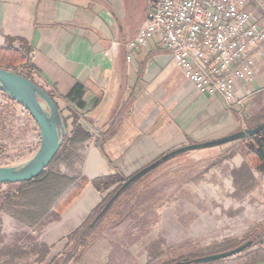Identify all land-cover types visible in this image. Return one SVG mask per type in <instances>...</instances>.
<instances>
[{"label":"crops","instance_id":"0c3cea01","mask_svg":"<svg viewBox=\"0 0 264 264\" xmlns=\"http://www.w3.org/2000/svg\"><path fill=\"white\" fill-rule=\"evenodd\" d=\"M149 2L0 0V46L12 44L30 51L24 70L56 101L67 137L76 126L90 133L87 141L72 148L70 163L60 162L57 170L66 176L91 181L119 173L129 178L176 149L264 124V44L253 47L255 79L238 83L243 105L229 106L222 98L197 90L158 38L146 47L128 49L126 43L146 20ZM248 10L264 22V0H252ZM77 83L85 88L83 109L67 98ZM245 156L234 154L240 157L236 167ZM117 185L100 192L89 182L63 209L60 220L41 231L40 241L49 246L50 254L37 264H63L64 254L76 244L72 233ZM7 186H0V215L19 232L37 235L2 210V194L11 188ZM115 230L92 238L93 232L88 245L80 246L68 264H113L116 251L132 253L134 264H147L148 245L158 231L148 230L126 247Z\"/></svg>","mask_w":264,"mask_h":264},{"label":"rangeland","instance_id":"374dc122","mask_svg":"<svg viewBox=\"0 0 264 264\" xmlns=\"http://www.w3.org/2000/svg\"><path fill=\"white\" fill-rule=\"evenodd\" d=\"M243 117L244 113L240 118ZM247 139L189 151L160 165L121 196L91 237L116 229V235L122 234V243L132 246L146 232L139 221L146 217L148 230L152 234L158 231L153 242L164 240V254L147 264H163L182 255L208 253L227 240L241 241L239 246L261 234L263 238L242 253L203 264L264 263V171L253 164L255 180L249 190L241 183L236 185L232 175L240 159L234 154H247ZM40 143V129L34 118L0 91V166L29 160ZM60 165L56 162L53 168L59 169ZM4 216L0 215V247L17 240L28 242L19 228L4 221ZM35 257L26 254L12 264H37ZM7 259L0 256V264ZM120 263L134 264L132 253L116 251L113 264Z\"/></svg>","mask_w":264,"mask_h":264},{"label":"built area","instance_id":"2783aa9c","mask_svg":"<svg viewBox=\"0 0 264 264\" xmlns=\"http://www.w3.org/2000/svg\"><path fill=\"white\" fill-rule=\"evenodd\" d=\"M251 1L150 0L146 20L126 46L133 51L158 38L197 90L243 105L238 83L255 79L253 47L264 44V22L248 10Z\"/></svg>","mask_w":264,"mask_h":264},{"label":"trees","instance_id":"16d2710c","mask_svg":"<svg viewBox=\"0 0 264 264\" xmlns=\"http://www.w3.org/2000/svg\"><path fill=\"white\" fill-rule=\"evenodd\" d=\"M28 61H30V51L27 48H17L12 44L0 46V68L14 71L34 81V77L29 72L24 70V66L28 63ZM84 92V86L81 83H77L68 93L67 98L75 103L79 108L83 109L86 106V103L83 100ZM89 138L90 133L84 131L83 129H79L76 126L74 133L66 137L59 153L40 176L24 183H5V185H9L11 188L2 194V210L13 217L19 224L33 229L32 232H37V235L28 233V231L22 232L28 242L23 243L22 241L17 240L13 243L2 245V247H0V256H6L8 258L4 261L5 264H12L14 260L22 258L26 254L35 255V262H44L50 254V248L46 243L40 241L41 231L44 230V228L51 222L60 220V214L63 209L78 194H80L89 182H91L100 192L106 191L118 183L115 189L106 196L103 202L91 212L86 222H84L72 233L71 239L74 240L76 244L72 250L64 254L63 264H68L72 258L75 257L80 246L84 247L88 245L90 242L89 236L108 216L109 212L120 200L121 196L127 193L140 181H137L132 186L127 188L116 200L113 206L100 219V221H98L94 227H91V223L95 217L100 213L106 203L120 189L128 178H124L121 174L115 173L100 176L90 181L86 177L71 178L53 168V165L56 162L70 163V160H73L74 158V151L72 148L77 144L87 141ZM246 142V160L239 168L232 171V175L236 185L241 183L242 186H246L244 189L249 190L255 180L253 164H255V167L259 168L260 171H264V129L252 135ZM1 185L3 184H0V186ZM139 221L141 230L147 231L149 227V221L147 218H142ZM120 222L124 223V221ZM262 234H264V232ZM255 237L254 243L263 238H261V234ZM239 243H241V241L227 240L224 241V243L219 244L218 249L210 250L208 253H192L186 257L182 255L177 259L170 260L163 264H172L184 259H195L211 254L221 253L231 250ZM163 244L164 240L160 239L159 241L152 242L149 245L150 261L157 259L164 254V251L161 249Z\"/></svg>","mask_w":264,"mask_h":264},{"label":"water","instance_id":"95a60500","mask_svg":"<svg viewBox=\"0 0 264 264\" xmlns=\"http://www.w3.org/2000/svg\"><path fill=\"white\" fill-rule=\"evenodd\" d=\"M0 91L11 96L13 100L22 105L30 113L40 129L41 136L40 146L29 160L16 165L0 166V184L30 181L40 176L49 167L62 148L68 134L65 118L56 101L46 89L32 79L14 71L0 68ZM262 129H264V124L255 129H245L219 139L181 147L163 155L159 160L129 177L95 217L91 223V227H94L100 221L127 188L160 165L189 151L217 147L241 139L245 140ZM253 243L254 240L251 239L228 251L195 259H184L172 264H203L228 258L249 249Z\"/></svg>","mask_w":264,"mask_h":264},{"label":"flooded vegetation","instance_id":"af4514ba","mask_svg":"<svg viewBox=\"0 0 264 264\" xmlns=\"http://www.w3.org/2000/svg\"><path fill=\"white\" fill-rule=\"evenodd\" d=\"M259 236V235H258Z\"/></svg>","mask_w":264,"mask_h":264}]
</instances>
